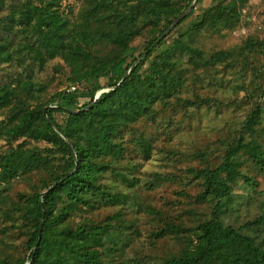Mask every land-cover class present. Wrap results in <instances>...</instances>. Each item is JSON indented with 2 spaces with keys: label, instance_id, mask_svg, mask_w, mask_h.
I'll use <instances>...</instances> for the list:
<instances>
[{
  "label": "trees",
  "instance_id": "1",
  "mask_svg": "<svg viewBox=\"0 0 264 264\" xmlns=\"http://www.w3.org/2000/svg\"><path fill=\"white\" fill-rule=\"evenodd\" d=\"M194 1L0 0V264H264V39L203 48L250 0H198L159 41ZM213 112L221 158L207 146L198 165L142 179L180 115L198 125ZM21 181L31 191L14 199ZM175 181L196 183L177 194L210 212L145 196ZM251 206L258 215L232 223Z\"/></svg>",
  "mask_w": 264,
  "mask_h": 264
},
{
  "label": "rangeland",
  "instance_id": "2",
  "mask_svg": "<svg viewBox=\"0 0 264 264\" xmlns=\"http://www.w3.org/2000/svg\"><path fill=\"white\" fill-rule=\"evenodd\" d=\"M213 1L215 0H205L204 6H207ZM63 2L64 5L71 4L73 6L79 4V0H63ZM251 36L264 39V0H250L246 8L243 10L242 22L238 28L233 31H228L223 36H203L200 39V43L203 48L209 51L229 49L241 44L246 38ZM136 44L141 46L143 44V40L139 39ZM101 82L104 85L107 81L104 78ZM85 86L86 84H83L80 85L79 88ZM104 90L106 92L109 91L107 88ZM54 92L55 90L48 92L47 97ZM241 117H243V115H241ZM178 119L179 128L173 129V137L170 135V137L165 138L159 135L158 140L155 142V150L151 159L140 161L142 163V167L140 168L141 173L139 175L143 180L150 179L155 172L173 171L174 165L176 164L183 167L190 159L193 160L195 165H198L200 160H195V156L192 153L198 151L199 149H204L207 146L211 149L212 160H218L223 155L224 150L217 146V139L223 134H221L219 130L222 119L216 118L214 112L209 117H202L198 125V120H194L191 125L187 124L188 119L184 115H180ZM143 128L149 133L156 132V126L144 125ZM173 149L178 151L177 157L168 154L167 151ZM254 176H257V180L259 181V190L264 191V176L255 174ZM184 189L189 191L191 196L194 197L199 191V186L196 183L185 186L184 184L175 181L170 184H163L159 186L158 189L150 191V193H146L145 196H147L149 201L158 206H165L168 203L175 202L178 208L182 205V208H193L201 213L207 214L210 212L209 208L205 205L195 204L194 199L189 200L180 198L177 193ZM244 189L245 187L242 185L238 188L237 192L242 194L245 191ZM29 191H31L30 186L25 181H21L20 183L14 185L11 194L14 199H17L20 193ZM258 214L259 210L255 209V206H251L245 216L242 214L240 215V218L236 220L233 218L230 220L235 224L236 222L243 221L245 217L251 218ZM141 225L138 224L140 230L143 231L145 236L150 228L148 225L146 226L145 223ZM132 238V241L128 239L132 247L136 250L139 249L141 252H145V248L147 246L145 239L138 235ZM23 242L24 240L22 238H17V235L14 237V240H12V246H19L21 251L18 253L21 254L23 251V247L21 246ZM164 249L165 248H162V250Z\"/></svg>",
  "mask_w": 264,
  "mask_h": 264
},
{
  "label": "water",
  "instance_id": "3",
  "mask_svg": "<svg viewBox=\"0 0 264 264\" xmlns=\"http://www.w3.org/2000/svg\"><path fill=\"white\" fill-rule=\"evenodd\" d=\"M198 2V0H195L194 3L170 26V28L165 32V34H163V36L159 39L162 40L164 37H166L190 12L191 10L195 7L196 3ZM158 41V42H159ZM132 70H130L126 76L124 77L123 81H125L128 76L130 75ZM122 81V82H123ZM103 92H106L105 90H102L98 95H97V98L101 95V93ZM43 225H44V222L42 223V228L43 229Z\"/></svg>",
  "mask_w": 264,
  "mask_h": 264
},
{
  "label": "built area",
  "instance_id": "4",
  "mask_svg": "<svg viewBox=\"0 0 264 264\" xmlns=\"http://www.w3.org/2000/svg\"><path fill=\"white\" fill-rule=\"evenodd\" d=\"M71 90H72V91L76 90V87H73Z\"/></svg>",
  "mask_w": 264,
  "mask_h": 264
}]
</instances>
